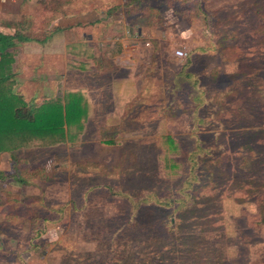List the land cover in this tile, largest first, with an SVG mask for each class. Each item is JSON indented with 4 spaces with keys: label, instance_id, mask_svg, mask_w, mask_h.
<instances>
[{
    "label": "rangeland",
    "instance_id": "374dc122",
    "mask_svg": "<svg viewBox=\"0 0 264 264\" xmlns=\"http://www.w3.org/2000/svg\"><path fill=\"white\" fill-rule=\"evenodd\" d=\"M12 1L0 31L33 38L12 49L13 91L88 105L65 140L0 152V264H264V0H140L163 16L154 45L116 55L108 13L130 0Z\"/></svg>",
    "mask_w": 264,
    "mask_h": 264
},
{
    "label": "trees",
    "instance_id": "16d2710c",
    "mask_svg": "<svg viewBox=\"0 0 264 264\" xmlns=\"http://www.w3.org/2000/svg\"><path fill=\"white\" fill-rule=\"evenodd\" d=\"M162 17V15L159 16V19L161 20ZM51 33L54 34L56 31L53 30ZM51 33L43 39L34 41L47 44V38L52 36ZM32 40L33 38L23 33L11 35L0 32V152L14 151L29 145L34 140L47 144L63 141L68 137V129L82 127L87 113L88 102L82 94L77 92H68L62 97H50L41 105L36 106L34 103H25L22 96L13 91L9 83L10 75L6 73V67L11 65L15 59L11 49L16 48L20 43ZM188 61L190 62L189 58L186 63ZM177 76L182 81L192 77L193 74L180 70ZM176 85H180L179 81ZM166 138L169 142H174L171 136ZM194 156L197 157L198 153H194ZM261 192L264 197V190ZM146 203L147 201H144L139 205ZM188 203L187 198H179L173 211L178 212L182 208L189 209ZM156 204H161L165 208L168 205L160 200ZM169 205L172 207L171 202ZM167 222H170L172 226L175 223L174 218Z\"/></svg>",
    "mask_w": 264,
    "mask_h": 264
},
{
    "label": "crops",
    "instance_id": "0c3cea01",
    "mask_svg": "<svg viewBox=\"0 0 264 264\" xmlns=\"http://www.w3.org/2000/svg\"><path fill=\"white\" fill-rule=\"evenodd\" d=\"M15 1L16 0H13L12 2H15ZM139 1L140 0L128 1V5L122 6L120 9V10H123V12L117 11V12H109L108 13V15H110L109 19H108V25L109 26L107 27V29H105V33L103 35L105 38V39L103 38L104 42H107L109 40V42L115 41L118 43L121 42L123 44L122 48H120V46L117 44L118 45L117 49H115V50L113 49L111 51L112 54H114V55H116L119 52L122 53L124 50L126 51L131 46H133L132 48L135 49V45H137L143 41L151 42V44L154 45V24H156L157 21L159 23L162 22V19L161 20L159 19V16H161V14L155 10L154 5L142 7V5H139ZM11 5H13L11 3V0L9 1V6H8L9 9L0 3V19L7 17L6 19L9 20V19H11L10 17H12L15 14V11H17V10L15 8L13 9L11 7ZM2 12H3V14H1ZM89 13H92V14H89ZM11 14H13V15H11ZM93 14L94 13L90 11V12H86V14H82L81 16H75V17L72 16L71 18H67V19L60 18V21H58V20H57L58 22L55 21L58 23L57 24L58 27L54 29L56 31V33H54V34L51 33L52 36L50 38L49 37L47 38L48 39L47 42L52 41V42L59 43L60 39L65 37L63 35V31L64 30H66V31L70 30L67 27L66 28L64 27L66 24H67V26L72 27V28L69 27L72 29V31L74 29L76 31V29H78V28H76V26H73V25H76L77 23L78 24H81V23L88 24L90 21L94 20V18H93L94 16H90ZM4 15H6V16H4ZM120 15H122V16H120ZM13 26H14V23L12 22L11 27H13ZM63 28H65V29H63ZM130 30L132 33H130ZM0 32H2V31H0ZM2 33L16 35L18 32H16V30L13 29L10 32L8 31V32H2ZM90 38H92V35H90ZM93 40H94V35H93L92 41H87V42H93ZM130 40L131 41L133 40V42H130ZM134 41H137V42H134ZM76 42H78V41H76ZM109 42H107V44ZM184 42H186V39L184 40ZM61 43L62 42H60L59 44H61ZM59 44L57 45V47L62 48L61 46H59ZM108 46H109V44H108ZM131 54H134V53L132 52ZM78 56H76L74 58H76V60L77 59L82 60V56H80V54H78ZM134 56L138 59V56L136 54H134ZM0 59H1V54H0ZM107 59H109V61L111 63H113V61H111L112 58L110 56ZM15 62L16 61L14 60L13 63H15ZM111 65H113V64H111Z\"/></svg>",
    "mask_w": 264,
    "mask_h": 264
},
{
    "label": "built area",
    "instance_id": "2783aa9c",
    "mask_svg": "<svg viewBox=\"0 0 264 264\" xmlns=\"http://www.w3.org/2000/svg\"><path fill=\"white\" fill-rule=\"evenodd\" d=\"M176 53L178 57H184L187 55V52L183 49H178Z\"/></svg>",
    "mask_w": 264,
    "mask_h": 264
}]
</instances>
